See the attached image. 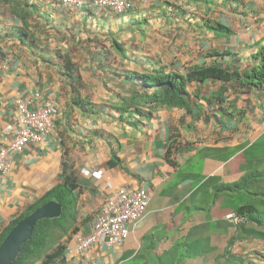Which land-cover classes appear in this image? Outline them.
<instances>
[{
    "label": "crops",
    "instance_id": "0c3cea01",
    "mask_svg": "<svg viewBox=\"0 0 264 264\" xmlns=\"http://www.w3.org/2000/svg\"><path fill=\"white\" fill-rule=\"evenodd\" d=\"M28 5L40 42L21 41L22 22L0 7V128L16 117L18 97L52 99L59 116L0 176V234L69 176L74 221L58 264H264V237L230 242L237 227L225 219L246 194L229 189L259 174L249 173L247 157L264 137V90L186 80L189 110L150 112L136 77L185 78L211 66L248 71L264 47V0H133L123 15L66 11L54 0ZM121 187L147 191L142 220L121 247L73 254L75 234L90 230Z\"/></svg>",
    "mask_w": 264,
    "mask_h": 264
},
{
    "label": "trees",
    "instance_id": "16d2710c",
    "mask_svg": "<svg viewBox=\"0 0 264 264\" xmlns=\"http://www.w3.org/2000/svg\"><path fill=\"white\" fill-rule=\"evenodd\" d=\"M193 3L211 4L213 0H185ZM0 7H7L10 16L15 17L22 22L21 27L16 31L19 39L30 40L32 42H40L35 39V32L38 30L34 26L31 15L24 11V8L34 6L28 5V0H0ZM218 31L222 34H229L228 29L218 27ZM252 66L248 71L238 74L229 72L217 66L211 67H195L188 70L185 78L177 75H164L157 71L153 74H144L136 76L139 80L141 94L138 99L142 100V104L146 106L150 112L157 108H185L189 110L187 103V93L185 91V81H193L203 83L205 81H216L223 83H236L248 89L264 90V47H262L252 58ZM149 112V116L150 113ZM140 113V112H139ZM264 113V106H263ZM65 165V164H64ZM263 172V171H262ZM249 174L240 183L230 188V192H238L246 190L249 196H254L256 206L252 204H243L240 206L236 214L244 217L245 222L255 224L264 229V220L260 216L259 209L264 204L262 196L264 194L255 192L250 194L247 190L252 185H257L258 178L262 179L264 173ZM248 184V185H247ZM247 185V186H245ZM75 187V181L69 176L64 178L61 185L54 187L45 196L40 198L34 205L27 208L24 213L13 220L10 225L0 234V244L5 239L9 231L22 219L30 215L43 204L53 201L61 206V216L57 219H44L35 225L32 235L28 242L20 246L19 255L12 264H58L64 258L65 246L62 243L63 236L68 232L74 221V195L72 193ZM237 235L230 242L242 240L245 236L264 237L263 234L250 230L241 224L237 226ZM246 234V235H244Z\"/></svg>",
    "mask_w": 264,
    "mask_h": 264
},
{
    "label": "built area",
    "instance_id": "2783aa9c",
    "mask_svg": "<svg viewBox=\"0 0 264 264\" xmlns=\"http://www.w3.org/2000/svg\"><path fill=\"white\" fill-rule=\"evenodd\" d=\"M66 11H108L123 15L133 8V0H54ZM1 70V65H0ZM16 117L0 128V176H5L15 155H21L38 145L53 131L59 110L52 99L37 103L18 97L14 100ZM149 195L144 188L121 187L105 202L91 220L86 233H76L73 254L89 253L94 246L121 247L129 236V226L140 222L146 213ZM225 219L233 224H244V219L229 214ZM71 253V252H70Z\"/></svg>",
    "mask_w": 264,
    "mask_h": 264
},
{
    "label": "water",
    "instance_id": "95a60500",
    "mask_svg": "<svg viewBox=\"0 0 264 264\" xmlns=\"http://www.w3.org/2000/svg\"><path fill=\"white\" fill-rule=\"evenodd\" d=\"M60 216L61 206L49 201L19 221L0 244V264H12L16 260L20 246L28 242L37 222L44 219H57Z\"/></svg>",
    "mask_w": 264,
    "mask_h": 264
},
{
    "label": "rangeland",
    "instance_id": "374dc122",
    "mask_svg": "<svg viewBox=\"0 0 264 264\" xmlns=\"http://www.w3.org/2000/svg\"><path fill=\"white\" fill-rule=\"evenodd\" d=\"M248 159H253V161H251L250 165V172H258V173H264V137H262L261 139L258 140L257 146L255 148V150L253 152H250V155H248L247 157ZM258 183L257 185H252L250 186V188L248 189V192L250 194H253L255 192H260L262 194H264V177L261 179H257ZM258 184H262L261 187H258ZM243 199V203L244 204H252L254 206H256V201H255V197L254 196H249L248 194H244V196L242 197ZM262 199L264 201V197L262 196ZM260 211V216L261 218L264 220V204L261 206V208L259 209Z\"/></svg>",
    "mask_w": 264,
    "mask_h": 264
},
{
    "label": "clouds",
    "instance_id": "9594fccd",
    "mask_svg": "<svg viewBox=\"0 0 264 264\" xmlns=\"http://www.w3.org/2000/svg\"><path fill=\"white\" fill-rule=\"evenodd\" d=\"M229 215V214H228ZM235 215H237V214H235ZM227 216V215H226ZM225 216V217H226ZM240 216V215H239ZM242 217V216H241ZM243 219H244V221H246V219L244 218V217H242ZM247 224V222H244V224L243 225H246ZM241 225V224H240ZM235 227H237V226H239V225H234ZM66 249V248H65Z\"/></svg>",
    "mask_w": 264,
    "mask_h": 264
}]
</instances>
